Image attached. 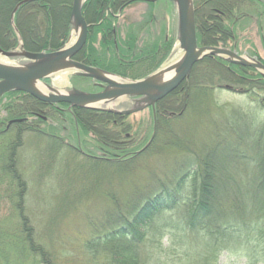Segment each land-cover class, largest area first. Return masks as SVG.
<instances>
[{
    "label": "rangeland",
    "instance_id": "374dc122",
    "mask_svg": "<svg viewBox=\"0 0 264 264\" xmlns=\"http://www.w3.org/2000/svg\"><path fill=\"white\" fill-rule=\"evenodd\" d=\"M255 3V8H250L246 4L241 5V8H244L238 16L239 21L231 27L234 39L227 40L226 45L220 44L219 47H215L230 50L239 56L254 59L264 65V0H256ZM37 10L42 12L43 9H38L33 3L29 11ZM152 14L154 20L149 17ZM110 15L109 11L106 12V18ZM17 18H19L18 11L15 14L12 12L10 26L14 31L12 34L18 37V48H21L23 44L16 30ZM115 18L117 22L112 34L118 42L117 45L126 40L127 34L134 32L138 40L137 47L140 50L150 51L153 44L158 42L159 54L149 61L132 63L137 65L125 71L126 75L99 68L100 70L126 81H139L164 68L172 62L176 55H182V51L176 48L178 45V15L176 6L172 2L158 0L152 4L136 3L122 9ZM73 31L72 28L64 46L70 44ZM96 39L97 43L94 47L98 54L102 55L103 60L109 64L104 63V65L115 67L112 57L114 48H103L99 44L103 39L101 35L96 36ZM164 44L167 45L163 46ZM199 47L207 46L199 45ZM58 50L48 48L41 52ZM115 50L118 52L117 46ZM220 59L227 61L224 58ZM0 63L20 67L27 62L25 59H7L0 56ZM255 71L260 74L257 70ZM75 72L73 70L58 72L40 84L46 88L45 93L47 94L52 92L46 86H51L56 93L64 95L69 94L72 89L87 94L103 91L102 87L94 85L96 81L76 76ZM64 78L67 79V83L62 81ZM61 82L65 84L59 85ZM225 87H230V89ZM201 93L204 97H200L199 102L192 104L188 109L185 107L184 111L172 117L175 120L167 128L168 130L161 132L162 134L157 130L156 114L153 111L158 103L154 108L148 107L128 116L86 109L101 112L114 122L119 121L118 124L112 121L106 124L110 131L109 136L107 135L109 138L103 139L109 144V150H111L109 154L100 152L101 148L96 145V139H102L100 133L81 130L77 126L72 131L71 118L66 115L65 117L60 116L58 112L51 111V108L47 107L48 109L45 110L47 112L41 114V118L32 114L25 115L28 123L36 122L39 130L54 135L53 139L43 138L42 133L33 137L25 135L22 138L27 137L23 140L19 135L12 137V140L16 142L17 137H20V141L23 142V147L19 151V169L29 187L25 201L29 219L39 235L38 238L53 255L56 264H84L83 247L85 243L92 240L95 235L93 229L96 225L101 224L108 215L115 214L117 199L127 198L131 201L149 193L156 183L174 181L177 178H184L179 198L187 197L194 186L201 184L204 178L202 172L205 169V161L206 163L213 161L214 169L212 170L219 178L229 179L228 191L230 186L234 185L232 183L238 173L235 169L237 163L243 171L248 169L249 172H253L250 170L253 168L252 162L245 159L260 158L261 148L251 147L249 143H257L260 140V126L264 122V91L256 84L250 89L239 82L230 84L228 81L216 80L213 86ZM5 96L0 101V132L12 130L21 124L9 123L19 118L17 116L21 114V104L17 106L20 113L11 114L10 109L7 110L5 107L7 100ZM50 105L57 109L58 107L66 108L69 111L75 108L85 110L79 107L71 108L68 104ZM109 105L111 109L121 112L134 108L135 101L128 98ZM107 106L98 107L110 109ZM39 137L50 140L41 141ZM118 137L127 144L128 148L133 149L135 146L134 152L129 155L118 154L116 148L119 144L114 143ZM239 141L243 142L238 143ZM99 143L102 148H106V145ZM237 143L243 145H237ZM58 146L62 147V150H59ZM89 154L94 157H89ZM134 159L135 161L131 162L123 173L119 172L117 165L119 161L129 162ZM102 162L107 164H102ZM237 178L238 181L241 180V176ZM243 181L245 182H240L239 185L247 191L246 183L250 179L246 177ZM239 197L238 201L235 196L230 198L225 195L224 199H221L226 202V206L225 209L216 211L213 215L209 223L211 229L225 222L226 218L231 215L230 207L233 205L238 209L243 206L242 210L249 212L245 210L246 203L250 201L249 197L243 198L245 203L242 196ZM185 210V204H179L176 208L164 212L158 220L150 224L149 231H141L140 237L142 238L134 245L136 244V247L144 252L167 247L169 235L179 224ZM10 214H12L11 206L5 201L0 211V219L8 218ZM120 242L128 243L122 239L112 241L116 245ZM203 245L204 243H201L199 246L201 250ZM228 248L221 252L217 262L213 264L251 263L250 253L246 250L231 246ZM196 262L203 264L206 258L199 256Z\"/></svg>",
    "mask_w": 264,
    "mask_h": 264
},
{
    "label": "trees",
    "instance_id": "16d2710c",
    "mask_svg": "<svg viewBox=\"0 0 264 264\" xmlns=\"http://www.w3.org/2000/svg\"><path fill=\"white\" fill-rule=\"evenodd\" d=\"M20 1L0 0V39L4 42L14 37L10 17ZM154 1L89 0L86 2L83 14L91 29L86 47L75 57V60L87 66L126 75L125 71L137 65L132 63L139 61L142 63L156 58L160 50L158 42H155L152 49L146 52L137 47L136 33L127 34L126 40L119 45L112 34L117 22L115 16L121 9L136 3L152 4ZM255 1L194 0L198 44L219 47L220 44L226 45L227 40L232 41L234 36L231 27L239 21L238 16L244 8H241V5L246 4L250 8H255ZM33 3L38 9H43L42 12L29 11ZM72 3L73 0H35L23 5L18 11L19 18L16 20V28L23 41L24 49L33 53H39L48 48L61 49L66 44L68 34L72 29ZM108 11L111 15L106 18ZM149 17L152 19L154 16L152 14ZM98 35L103 37L99 42L103 48H114L112 57L115 67L114 65L105 66L104 63L109 64L103 60L102 55H99L94 47ZM216 80L228 81L230 84L239 82L250 89L256 84L264 91V78L255 70L231 64L217 57H206L193 67L190 76L175 92L156 105L155 122L158 132L164 133L168 130L167 128L175 120L172 117L184 111L185 107L188 109L192 104L199 102L200 97H204L201 92L213 86ZM5 97L7 99L6 109H10V113L15 115L21 112L15 121L22 120L19 123L24 126L18 124L17 128L0 132V211L5 201L10 204L12 210L8 218L0 219V264H56V260L38 238L39 235L29 219L25 205L29 187L19 169V151L23 147V142L20 141L22 137L25 135L33 137L42 133L43 138L53 139L54 135L39 130L36 122L28 123L25 115L32 114L41 118V114L46 113L45 110L48 108L58 112L60 116L65 117L66 115L73 122L72 131L77 126L81 130L100 133L102 139H96V145L104 154L111 153L109 144L104 139L109 138L110 131L106 124H110L112 120L107 115L92 110L57 109L21 92H12ZM19 104H21L20 112L17 107ZM118 123V120L114 122V124ZM260 130V140L257 143H249L251 147L261 148L260 158L245 159L252 162L253 168L250 170L253 172H249L248 169L243 171L237 163L235 169L238 173L229 191L227 187L229 179L219 178L212 170L214 169L213 161L211 163L205 161V169L202 172L204 178L199 186H194L187 197L179 198L184 178H177L174 181L158 182L149 193L131 201L127 198L117 199L115 214L108 215L101 224L96 225L93 229L95 235L92 240L85 243L83 247L84 264H197L196 260L199 256L206 258L203 264H213L217 262L221 252L229 249L230 246L239 247L250 253V264L264 263V122ZM85 131L81 132L86 133ZM19 135L21 138L17 137L14 142L12 137ZM43 138L40 140H50ZM99 142L106 145V148H102ZM114 143L119 144L116 148L118 154L129 155L134 152L135 146L133 149L128 148L119 137ZM238 143L237 145H243ZM59 147L58 149L62 150V147ZM134 161L135 159L129 162L119 161L117 163L119 172L123 173ZM102 164L107 163L102 162ZM238 176H241L239 181ZM246 177L250 181L246 183L247 191H244L239 184L245 182L243 179ZM225 195L230 198L235 196L236 201L240 200L239 196H242V199L249 197L250 201L245 206V210L249 212L243 211V206L238 209L233 205L230 207L231 215L226 218L225 222L211 229L209 223L213 215L216 211L225 209L226 202L222 201ZM179 204H185L186 210L179 224L171 231L168 246L156 250L151 249L149 252L139 250L134 243L142 238L140 237L141 231H149L150 224L158 220L164 212L176 208ZM115 239L126 240L128 243L120 242L116 245L112 243ZM201 243H204L202 250L199 247ZM254 259H256L255 262Z\"/></svg>",
    "mask_w": 264,
    "mask_h": 264
},
{
    "label": "water",
    "instance_id": "95a60500",
    "mask_svg": "<svg viewBox=\"0 0 264 264\" xmlns=\"http://www.w3.org/2000/svg\"><path fill=\"white\" fill-rule=\"evenodd\" d=\"M32 0L22 1L14 10ZM177 9L178 36L177 49L182 51L179 63L161 68L152 75L139 81H126L113 74L100 70L96 67L87 66L74 58L84 49L88 40L89 25L83 16V7L87 0H73L71 24L78 33L76 43L67 48L42 53L28 52H4L0 49V56L7 59L24 58L26 64L16 67L0 63V99L11 92H22L34 97L36 100L47 104H68L71 108L79 107L85 109L109 112L120 116H128L151 107L165 99L177 90L189 77L193 67L206 57H220L229 63L249 67L257 70L264 78V65L254 59L239 56L230 50L216 47H199L197 41V28L195 20L194 0H168ZM76 71L74 74L96 81L103 91L96 94H87L77 89L67 94L56 93L54 88L46 86L52 93L45 94L38 90L37 84L45 79L64 70ZM174 75L163 81L165 75ZM104 74L113 75L120 82H115ZM230 89V87H225ZM131 98L135 101L134 108L126 111L114 109H102L97 106H105L117 101H125Z\"/></svg>",
    "mask_w": 264,
    "mask_h": 264
},
{
    "label": "bare ground",
    "instance_id": "6f19581e",
    "mask_svg": "<svg viewBox=\"0 0 264 264\" xmlns=\"http://www.w3.org/2000/svg\"><path fill=\"white\" fill-rule=\"evenodd\" d=\"M121 10H122V9H121ZM90 28H91V27H90V25H89V31H90ZM88 34H89V32H88ZM77 37H78V33H77V31L74 30L73 33H72V38H71L70 44L67 46V48L72 47V46L76 43V41H77ZM64 47H65V46H64ZM64 47H62V48H64ZM181 56H182L181 54H180V55H179V54L176 55L175 58H173L172 62H171V63H168L164 68H166L168 65H173L174 63H179L180 60H181V59H180ZM67 71H69V69L64 70V72H67ZM173 75H174V72H173V73H170V74H168V75H165V77L163 78V81L168 80V79L171 78ZM104 76L107 77L108 79L112 80V81L120 82L119 79L116 78V77H114L113 75L104 74ZM62 81L66 82L67 79L64 78V80H62ZM64 82L59 83V85L63 86V85L65 84ZM66 83H67V82H66ZM36 87L38 88V90H39L40 92H42V93H45V92H46V88H45L42 84H37ZM45 94H47V93H45ZM158 103H159V102H158ZM97 107H98V106H97ZM107 107H109V108L111 109L110 105H108Z\"/></svg>",
    "mask_w": 264,
    "mask_h": 264
},
{
    "label": "flooded vegetation",
    "instance_id": "af4514ba",
    "mask_svg": "<svg viewBox=\"0 0 264 264\" xmlns=\"http://www.w3.org/2000/svg\"><path fill=\"white\" fill-rule=\"evenodd\" d=\"M22 1H24V0H21L16 6H15V8L22 2ZM33 1H35V0H32L31 2H33ZM30 2V3H31ZM25 5V4H24ZM23 6V5H22ZM22 6H20L19 7V9L22 7ZM15 8H14V10H15ZM19 9H18V11H19ZM14 10H13V12H14ZM124 10V9H123ZM115 17H117V16H115ZM17 30V29H16ZM14 32V31H13ZM15 35V34H14ZM18 35L20 36V34L18 33ZM16 36V35H15ZM20 38H21V36H20ZM2 39H4V38H2ZM17 40H18V37L16 36V39H15V37H11L10 38V40H8L7 39V42H4V40H1L0 39V49L2 50V51H4V52H22L23 50L25 51V52H28V51H26L25 49H24V46L22 45L21 46V48L19 47L18 48V46H19V43L17 42ZM21 41H22V39H21ZM21 44H23V41H22V43ZM28 53H33V52H28ZM15 59H23V58H15ZM94 85L95 86H97L95 83H94ZM98 87H100V86H98ZM5 96V95H4ZM3 96V97H4ZM2 97V98H3ZM1 98V99H2ZM1 99H0V101H1ZM58 109H61V108H59L58 107ZM62 110V109H61ZM68 110V109H67ZM69 111V110H68ZM153 111H154V113L156 114V109H153ZM12 122H16V121H10L9 123L10 124H12ZM21 122H22V120H21ZM89 157H94L93 155H88Z\"/></svg>",
    "mask_w": 264,
    "mask_h": 264
}]
</instances>
